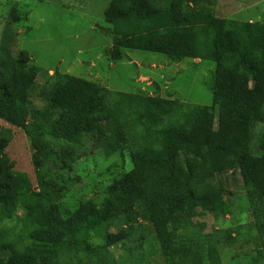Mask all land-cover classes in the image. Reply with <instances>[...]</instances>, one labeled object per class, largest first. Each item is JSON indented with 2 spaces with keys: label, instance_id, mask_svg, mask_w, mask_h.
Here are the masks:
<instances>
[{
  "label": "trees",
  "instance_id": "obj_1",
  "mask_svg": "<svg viewBox=\"0 0 264 264\" xmlns=\"http://www.w3.org/2000/svg\"><path fill=\"white\" fill-rule=\"evenodd\" d=\"M213 8V0H111L104 13L113 62L126 50L163 54L173 63L212 61L209 105L190 106L157 89L114 92L57 72L46 108H37L42 70L25 51L12 55V34L5 32L0 119L30 139L36 184L15 170L6 152L13 131L0 126V264H58L81 252L86 257L72 264H150L157 252L166 264H222L220 245H231L243 229L257 245L254 263L264 264V20L220 18ZM88 136L107 156L131 146L133 168L108 186L101 206L87 200L69 210L60 201L61 173L72 172ZM229 172L241 176L252 222L207 232L194 219L227 205L222 177ZM145 224L155 240L144 256L145 236L133 235ZM135 240L128 259L112 253Z\"/></svg>",
  "mask_w": 264,
  "mask_h": 264
},
{
  "label": "rangeland",
  "instance_id": "obj_2",
  "mask_svg": "<svg viewBox=\"0 0 264 264\" xmlns=\"http://www.w3.org/2000/svg\"><path fill=\"white\" fill-rule=\"evenodd\" d=\"M110 2L111 0H0V47L6 40L5 32H10L12 55L17 56L25 51L30 59L29 64L42 70L37 79L41 89L34 97V106L46 108L45 95L50 93L52 78L57 72L90 79V76L86 75L89 63L96 65L101 80L108 78L112 81V85L108 87L114 92L135 93L144 90L152 93L157 89L162 97L177 99L190 106L211 104L213 94L210 85L214 64L210 60H185L178 64L171 62L163 54L130 50L128 52L132 57L123 60L125 64L119 61L115 69L109 67L110 60L104 48L111 43L112 38L104 13ZM213 7L216 16L220 18L242 22L264 20V0H213ZM102 29L106 30V36L103 35ZM99 54L101 56L97 58ZM167 60L170 61V66L166 69L167 81L159 80L160 73L154 70L156 68L152 64L156 63L158 66L164 61L169 63ZM49 70L53 76L49 74ZM141 76L149 77V81L154 82L153 85L148 86L147 80H143L142 84L138 81ZM156 85L158 87L155 89ZM0 126L13 131V138L6 152L14 161L15 170L26 173L36 184L33 164L35 151L30 139L22 128L1 119ZM261 127L259 124L257 131ZM255 142L257 143V139ZM81 151L83 156L74 164L72 172L61 173L66 190L60 201L64 208L69 210L75 209L79 202L87 200L101 206L108 186L133 168L130 158L131 146L107 156L102 143L88 136L82 141ZM48 165L53 172L57 171L58 168L53 163L49 162ZM222 178L230 191V195L225 198L229 212L228 206L223 203L218 205V213H206L194 219L196 223H206L207 232L218 228L239 229L253 219L240 174L229 172ZM138 220L144 223L140 217ZM145 225L146 228L138 226L133 235V238L145 236V244L143 243L141 248L144 256L148 253L149 242L155 240L150 224ZM111 230L115 231L114 228ZM95 242L102 244L103 240L98 238ZM135 242L136 240L125 246L112 248L111 251L116 258L128 259L130 253L137 248ZM256 247L253 234L250 235L247 229H243L241 236L238 235L231 245H220L222 264H255L253 257L256 255ZM81 257H86V254L81 252L77 256L66 255L58 264H72ZM118 261L120 264L121 260ZM148 262L166 264L159 252L152 254Z\"/></svg>",
  "mask_w": 264,
  "mask_h": 264
},
{
  "label": "crops",
  "instance_id": "obj_3",
  "mask_svg": "<svg viewBox=\"0 0 264 264\" xmlns=\"http://www.w3.org/2000/svg\"><path fill=\"white\" fill-rule=\"evenodd\" d=\"M102 31H104V34L103 35H107V33H106V30L104 29H102ZM108 31H109V29H108ZM109 34H110V31H109ZM112 38V37H111ZM112 45H113V43H112V41H111V43H109L105 48H104V50H105V54L107 55V57L109 58V56H108V50L112 47ZM128 51H130V50H126L125 51V58L123 59V60H128V59H131V53H129ZM127 52V53H126ZM101 55L99 54L98 56H97V58H99ZM110 60V59H109ZM123 60H122V64H125V62H123ZM168 61V60H167ZM197 60H195V62H196ZM200 61V60H199ZM169 63H167L166 61H164V62H161L160 64H158V66L156 65V63H153L152 65H153V67L154 68H156V69H154V70H158L159 71V80H163V79H167V75H168V73L166 72L167 70L166 69H168V67L170 66V61H168ZM198 62V61H197ZM117 63L118 62H113V61H109V67L111 68V69H115L116 67H117ZM172 64V63H171ZM179 64V63H178ZM88 69H89V71L86 73V75H89L90 76V79H88V78H85V77H81V76H76V75H74L75 77H80V78H84V79H87V80H89V81H92V82H96V83H98V84H100V85H102V86H105V87H107V88H109L108 87V85H112V81L110 80V79H105V80H101L100 79V77H99V75H98V70H96V65L94 64V63H89L88 64ZM93 69H94V71H93ZM51 70V69H50ZM49 70V74L50 73H52V71H50ZM85 73V72H84ZM50 75H53V74H50ZM143 80H147V81H149V80H151L149 77H146V76H141V77H139L138 78V81H140L142 84H143ZM167 81V80H166ZM165 81V82H166ZM111 82V83H110ZM104 83V84H103ZM153 81H149L148 83H147V85L148 86H151V85H153ZM155 87V89L158 87L157 85L156 86H154ZM110 89V88H109Z\"/></svg>",
  "mask_w": 264,
  "mask_h": 264
},
{
  "label": "clouds",
  "instance_id": "obj_4",
  "mask_svg": "<svg viewBox=\"0 0 264 264\" xmlns=\"http://www.w3.org/2000/svg\"><path fill=\"white\" fill-rule=\"evenodd\" d=\"M197 60H198V62H200V61H199L200 59H197Z\"/></svg>",
  "mask_w": 264,
  "mask_h": 264
},
{
  "label": "water",
  "instance_id": "obj_5",
  "mask_svg": "<svg viewBox=\"0 0 264 264\" xmlns=\"http://www.w3.org/2000/svg\"><path fill=\"white\" fill-rule=\"evenodd\" d=\"M198 61V60H197Z\"/></svg>",
  "mask_w": 264,
  "mask_h": 264
}]
</instances>
